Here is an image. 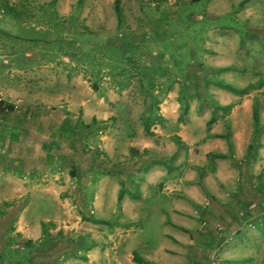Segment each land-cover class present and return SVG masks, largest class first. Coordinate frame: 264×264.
<instances>
[{
	"label": "rangeland",
	"instance_id": "1",
	"mask_svg": "<svg viewBox=\"0 0 264 264\" xmlns=\"http://www.w3.org/2000/svg\"><path fill=\"white\" fill-rule=\"evenodd\" d=\"M119 1L121 21L116 0H0V264H264L258 202L241 223L214 215L237 173L264 199V0ZM197 90L232 105L211 129L229 138H206Z\"/></svg>",
	"mask_w": 264,
	"mask_h": 264
},
{
	"label": "trees",
	"instance_id": "2",
	"mask_svg": "<svg viewBox=\"0 0 264 264\" xmlns=\"http://www.w3.org/2000/svg\"><path fill=\"white\" fill-rule=\"evenodd\" d=\"M147 1L152 2L153 0H147ZM199 1L200 0H192L193 3H196ZM247 1H249V0H243L242 2L245 3ZM241 4H243V3H241ZM115 12L117 13L118 17L120 18L119 20L121 21L122 10H121V4H120L119 0H116ZM229 69H231V68H220L219 71H227ZM202 80L206 83V85L209 84V81H208L209 79L203 77ZM214 81H215L217 86L221 87L222 89L231 91V92H244V91L249 90L248 87H245L243 89L235 87L234 85H232V84H230V83H228L222 79H216ZM148 93L151 94V91L149 90ZM186 94H187V92L185 91V88H182L181 97L182 96L184 97L182 100L185 103L187 102ZM165 97H166V93H163L160 96V98H157L154 95L150 96V98H151V100H153L154 104H151L150 108L148 110H146L144 118H143V129H144L145 133L148 135L153 136L154 133L152 131V126L155 125L157 122L160 123L163 121V117L161 115H159L158 111H159L160 103H162V101L165 99ZM192 98L193 99L196 98L199 101V112L200 113H203V111L206 107H209L211 109V118L209 119V121L206 124V129H207L206 138L207 139H212V138L227 139V138H229L230 128H227L226 133H223V134H213V133H211V129L217 123L219 118L225 119L226 123L229 126V120L226 119V116L230 113V111L232 109V105H221L216 100L212 99V97L210 95H208V94L207 95H201L198 90L194 92V96H192ZM5 109H7L9 112H12V111H14V106L13 105H7V103L5 101H0V111H6ZM188 110H189L188 104L184 105L183 109H182V113L178 119L179 123H182L185 125L189 123ZM220 110L223 111V114L221 115V117H218V112ZM153 112L157 113V114H155L154 117H153ZM253 120H254L255 127H256V131L254 132V135L256 136L258 134V126L260 123L257 107L253 111ZM103 124H104V122L98 121V119L93 118L92 122L90 124H84L83 125V130L87 131L89 133L90 130L95 129L94 127L99 128V126H101ZM175 141L177 143V150L178 151L180 149H182L183 147H187V145L182 141L180 136H175ZM251 149H252V145H251ZM132 152L136 153L135 150H133ZM148 152H149V149H146L143 152V154L148 153ZM208 156L210 158L211 157H214V158L215 157H220V158L226 157V155L223 153H215V152L208 153ZM166 164H167V167H169V169H172V163L166 162ZM198 169L201 170V168H198ZM124 194H125L124 191L121 190L119 193V196H118L119 201H121L123 199ZM132 198L133 199H139L140 196L137 195L136 193H133ZM59 234H62V231H60ZM17 242L24 249L28 250L29 253L34 252L35 251L34 249L37 247V244L33 240L26 239L21 234H18ZM134 260L137 264H160V263H157V262L143 258L142 256L139 255L138 252H134Z\"/></svg>",
	"mask_w": 264,
	"mask_h": 264
},
{
	"label": "crops",
	"instance_id": "3",
	"mask_svg": "<svg viewBox=\"0 0 264 264\" xmlns=\"http://www.w3.org/2000/svg\"><path fill=\"white\" fill-rule=\"evenodd\" d=\"M235 183V199H231V203L226 204L225 199H215V202L219 205L216 208L215 216H219L220 218H228V217H235V221L248 220L253 214L254 211H251L250 208L255 205V202H258L260 205L259 208L264 211V199H247L246 194H250V187H249V180L250 178H246L244 181L243 179H239ZM248 176V175H247ZM263 201V202H262ZM173 202V203H172ZM171 203L174 204V209L180 207L182 204L175 201L173 199ZM221 202V203H220ZM224 204V205H223ZM235 205L233 212L231 211L229 205ZM223 205V206H222ZM232 212V213H231ZM173 214H176L173 212ZM263 214V213H261ZM174 227H178V225H173ZM224 252V251H223ZM219 264V263H218ZM224 264H235V259H227V262Z\"/></svg>",
	"mask_w": 264,
	"mask_h": 264
}]
</instances>
